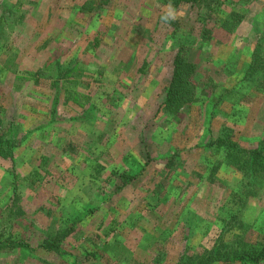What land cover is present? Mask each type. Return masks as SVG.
Masks as SVG:
<instances>
[{"label": "rangeland", "instance_id": "1", "mask_svg": "<svg viewBox=\"0 0 264 264\" xmlns=\"http://www.w3.org/2000/svg\"><path fill=\"white\" fill-rule=\"evenodd\" d=\"M168 4L0 0V264H178L264 242V187L211 145L264 139V87L243 79L264 0H194L164 22ZM176 54L195 93L172 111ZM122 172L137 175L118 189Z\"/></svg>", "mask_w": 264, "mask_h": 264}, {"label": "trees", "instance_id": "2", "mask_svg": "<svg viewBox=\"0 0 264 264\" xmlns=\"http://www.w3.org/2000/svg\"><path fill=\"white\" fill-rule=\"evenodd\" d=\"M194 0H167L173 6L192 2ZM238 21L237 18H234ZM235 20L230 22V26L235 23ZM230 21V20H229ZM228 24V23H227ZM260 43L254 48L251 56V61L248 62L244 71L243 79L249 83H253L256 87H264V56L260 51ZM194 65L183 61L179 54H176L173 66L172 75L165 92L164 104L172 111H178L182 106L190 103L194 97L195 84L193 82ZM262 89V88H261ZM264 90V89H263ZM264 92V91H263ZM230 134L222 129L216 138L211 142V145L216 151L223 154L225 158H230L232 153H236L237 158L234 163L237 169L245 171L248 182L251 185L264 187V139L260 141L257 147L249 149L237 148L235 144L229 141ZM0 141V154L2 145ZM238 163V164H237ZM137 174H127L122 172L119 174L121 184L117 188L126 185L130 179ZM252 192L248 194L251 195ZM69 229H57L53 234L47 236L42 247L48 251L57 250L60 243L69 233ZM239 243V242H238ZM229 245L217 246L212 252H206L200 255L197 259H185L184 256L179 257L178 264H212L215 261L238 260L244 264H260L264 261V242L258 244L243 245L238 249V246L231 249ZM228 248V249H227Z\"/></svg>", "mask_w": 264, "mask_h": 264}, {"label": "clouds", "instance_id": "3", "mask_svg": "<svg viewBox=\"0 0 264 264\" xmlns=\"http://www.w3.org/2000/svg\"><path fill=\"white\" fill-rule=\"evenodd\" d=\"M180 15H182V13L178 12V10L169 3L164 7L161 19L164 22H168L170 20H176Z\"/></svg>", "mask_w": 264, "mask_h": 264}]
</instances>
